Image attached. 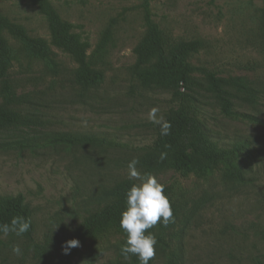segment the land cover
<instances>
[{
	"label": "rangeland",
	"instance_id": "1",
	"mask_svg": "<svg viewBox=\"0 0 264 264\" xmlns=\"http://www.w3.org/2000/svg\"><path fill=\"white\" fill-rule=\"evenodd\" d=\"M148 18L168 43L198 45L189 59L198 85L144 82L158 71L156 59L138 65ZM0 28V60L2 50L17 58L0 90L9 81L41 122L0 128V197L23 196L33 225L30 239L0 234V264H133V256L121 255L126 235L113 230L79 239L67 254L63 248L115 200L114 191L139 183L128 175L133 158L141 175H155L171 191L178 211L172 227L156 225L150 264H264V0H0ZM206 73L217 78L235 115L222 112ZM249 89L253 101L245 99ZM177 92L196 100L213 142L249 145L238 162L243 180L226 178L222 167L207 177L183 175L168 156L161 160L149 112L156 107L165 119ZM55 133L106 143L45 145L43 137ZM4 143L23 149H1Z\"/></svg>",
	"mask_w": 264,
	"mask_h": 264
},
{
	"label": "trees",
	"instance_id": "2",
	"mask_svg": "<svg viewBox=\"0 0 264 264\" xmlns=\"http://www.w3.org/2000/svg\"><path fill=\"white\" fill-rule=\"evenodd\" d=\"M149 17V16H148ZM149 32L147 37L146 52L139 56L138 65H145L153 59L157 60L158 71L148 73L144 77V82L155 84H174L177 87H193L198 85L190 77L191 68L189 59L192 55L199 52L196 43H168L164 40L159 27L148 18ZM1 31V28H0ZM111 33L104 35L103 45L105 46L110 41ZM3 59L0 60V78H5L10 68V64L16 57H10L7 52H4ZM210 81L207 89L213 93L219 94L221 98V110L226 116L235 115L232 103L222 95L225 91L219 86L217 78L206 73ZM242 90L246 87L243 85ZM246 94L245 99L254 100V93L247 90L243 91ZM176 108L171 109L165 120L171 123L170 134L167 136L161 135L160 125L157 124L158 135L154 143V149L159 153H165L172 160L173 168L183 174H193L199 177H207L215 172L218 167H222L226 178H234L243 180L242 171L238 168V162L243 159L244 149L248 150L249 145L246 142H237L230 147L219 146L211 140L207 129L197 116V111L194 103L196 100L190 95L179 93L176 94ZM29 101L23 99L13 90L11 83L5 81L0 90V128H9L14 126L32 127L41 124L36 119V116L26 111L22 105ZM45 145L64 144L70 147L101 145L105 144L106 140L97 135H83L77 133H55L45 138ZM29 146V145H28ZM36 144L32 143L30 148H35ZM1 149H23L14 146L12 143H4ZM131 188L130 185H125L113 192L115 200L107 205L102 211L89 216L77 229L74 239L97 237L113 230L117 233L126 235L124 230L119 226L120 214L126 210V192ZM165 195L168 196L172 210L173 219L165 226L161 222L157 224L162 229H168L173 226L177 217L178 211L172 202L171 191L168 188L164 189ZM15 216H21L30 221L29 230L23 234L24 237L32 238L33 225L31 221V212L29 207L24 202L21 195L15 197H0V224L10 223ZM156 224V225H157ZM156 225L148 229L155 235ZM2 234V233H0ZM39 251H44L43 247L38 246ZM66 260L62 259L54 264H65ZM133 264H139L136 256H133ZM150 264V261H149Z\"/></svg>",
	"mask_w": 264,
	"mask_h": 264
},
{
	"label": "clouds",
	"instance_id": "3",
	"mask_svg": "<svg viewBox=\"0 0 264 264\" xmlns=\"http://www.w3.org/2000/svg\"><path fill=\"white\" fill-rule=\"evenodd\" d=\"M159 109L153 107L149 112V119L160 125L161 135L170 134L171 123L158 116ZM166 157L161 154V160ZM138 158H133L127 165L129 179L138 180L126 192V210L120 214L119 226L126 233V242L121 247V255L126 261L131 256H136L139 264H149V261L155 256V245L157 240L154 234L148 232L158 222L167 226L173 219V210L168 196L165 195V186L158 182L155 175L150 173H141L136 165ZM30 221L21 216H15L10 223L0 224V233L7 236L14 233L16 236H23L30 228ZM79 246L76 239L69 240L63 245L65 254L69 249ZM12 252L19 256L22 254L19 245L12 246Z\"/></svg>",
	"mask_w": 264,
	"mask_h": 264
}]
</instances>
